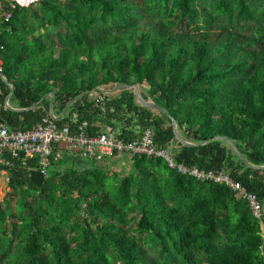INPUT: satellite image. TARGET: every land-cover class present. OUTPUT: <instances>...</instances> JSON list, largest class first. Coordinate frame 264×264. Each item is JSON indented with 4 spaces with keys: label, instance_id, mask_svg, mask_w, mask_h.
<instances>
[{
    "label": "trees",
    "instance_id": "trees-1",
    "mask_svg": "<svg viewBox=\"0 0 264 264\" xmlns=\"http://www.w3.org/2000/svg\"><path fill=\"white\" fill-rule=\"evenodd\" d=\"M0 44L11 131L51 119L133 142L152 129L177 164L230 174L264 205V0H42L14 11ZM124 85L165 113L111 93ZM122 156L126 175L59 148L47 176L17 162L0 264H264V217L230 187Z\"/></svg>",
    "mask_w": 264,
    "mask_h": 264
},
{
    "label": "built area",
    "instance_id": "built-area-1",
    "mask_svg": "<svg viewBox=\"0 0 264 264\" xmlns=\"http://www.w3.org/2000/svg\"><path fill=\"white\" fill-rule=\"evenodd\" d=\"M42 0H0V36L5 23L12 20L17 9H30L37 6ZM2 46L0 44V54ZM3 62L0 59V73ZM99 102H104L105 97L98 96ZM85 124L77 133H73L70 125L59 126L57 121L46 119L41 125L32 131H11L0 123V178L9 179L10 172L16 167L17 162H24L38 158L41 172L47 176L52 166V157L56 148L68 150L79 154L84 158H96L99 163L102 160L114 159L116 154L128 156H149L165 160L172 169L178 170L182 175L191 176L199 181L212 182L230 187L240 198L245 199L251 206L256 219L264 217V205L258 197L250 194L239 182H236L230 174L217 171H203L197 167L179 165L175 162L173 154L158 147L154 139L152 129L144 132L142 137L133 142L119 139L111 127L95 137L85 134ZM60 157V156H59ZM26 164V163H25ZM264 230V226L262 225Z\"/></svg>",
    "mask_w": 264,
    "mask_h": 264
},
{
    "label": "rangeland",
    "instance_id": "rangeland-1",
    "mask_svg": "<svg viewBox=\"0 0 264 264\" xmlns=\"http://www.w3.org/2000/svg\"><path fill=\"white\" fill-rule=\"evenodd\" d=\"M97 95H94L93 97L96 98ZM100 167L104 168L105 170L109 171V173L112 175L114 173H121L123 172V175L128 174L131 170L130 162L128 161L127 156H122L116 159L111 160H102ZM9 179L7 177H1L0 178V203L4 202L6 199H8L9 194L12 192V190L9 187Z\"/></svg>",
    "mask_w": 264,
    "mask_h": 264
},
{
    "label": "water",
    "instance_id": "water-1",
    "mask_svg": "<svg viewBox=\"0 0 264 264\" xmlns=\"http://www.w3.org/2000/svg\"><path fill=\"white\" fill-rule=\"evenodd\" d=\"M13 91H12V94L14 93L15 91V88L13 85H11ZM128 90H135L136 91V98L138 100V103L144 107V108H148V109H152L154 111H159V112H162V113H165L164 109L160 108L159 106H157L155 103L153 102H148L144 99L143 97V93H142V87L141 85H135V86H127V85H124V86H121V87H117L114 91H112L111 93L112 94H116V93H119V92H123V91H128ZM87 94H84L82 95L81 97H79L76 101H79L81 100L82 98H84ZM47 99V97H45L44 99H42L41 102H39L38 104H36L32 109H35L36 107H38L43 101H45ZM10 100V97L7 101V104ZM54 103V96H52V101H51V105H53ZM69 108V107H68ZM68 108L66 109V111L68 110ZM30 109V110H32ZM24 111H29V110H24ZM54 117V116H53ZM56 120L60 121L61 118H55ZM175 126V130L177 131V123L175 122L174 124Z\"/></svg>",
    "mask_w": 264,
    "mask_h": 264
}]
</instances>
